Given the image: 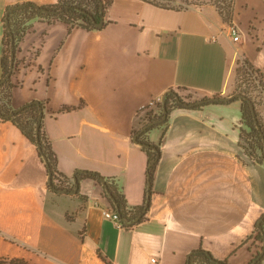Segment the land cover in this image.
Returning a JSON list of instances; mask_svg holds the SVG:
<instances>
[{"label":"crops","instance_id":"1","mask_svg":"<svg viewBox=\"0 0 264 264\" xmlns=\"http://www.w3.org/2000/svg\"><path fill=\"white\" fill-rule=\"evenodd\" d=\"M25 1L59 0H0V77L3 17ZM211 1L177 10L113 0L106 26L95 30L35 22L21 42L13 106L46 102L45 129L64 173L81 168L115 176L129 204L142 205L148 154L132 136L143 107L171 88L194 100L231 96L244 57L264 70V0H234L233 24ZM241 110V100L177 108L166 132H150L154 143L163 137L162 154L147 219L133 228L105 217L111 202L95 180L81 181L80 195L51 190L37 146L0 119V259L186 264L193 249L204 247L230 264H248L261 245L245 241L264 212V164L240 143ZM258 110L264 119V103Z\"/></svg>","mask_w":264,"mask_h":264},{"label":"trees","instance_id":"2","mask_svg":"<svg viewBox=\"0 0 264 264\" xmlns=\"http://www.w3.org/2000/svg\"><path fill=\"white\" fill-rule=\"evenodd\" d=\"M158 7L167 9L182 10L183 6H174L165 3L164 0H145ZM192 4L199 3V0H191ZM214 4L225 20L233 24L235 13L234 0H214ZM113 0H59L52 4H38L35 1H25L10 5L4 14V37L2 55V75L0 77V119L11 121L22 133L27 136L36 146L42 161L45 163L49 174L48 186L56 193H71L76 189L78 183L86 179L97 181L103 187L104 195L110 200L117 210L125 228H133L147 219L152 194L153 181L158 162L162 154L163 137L159 143L150 139V132L155 128H168L171 113L177 108L203 109L211 104H228L236 100L242 102L243 126L240 129V143L247 155L255 162L264 164V119L259 113L258 106L264 103V70L257 68L246 57L239 60L237 68L236 90L227 100L218 99L212 96L199 100H188L190 95H183L178 89L171 88L164 94L166 96V109L161 101L145 105L141 112L147 110L142 124L133 131V141L142 145L143 150L148 154L147 167V189L145 200L142 205L132 206L129 204L126 193L119 179L115 176H105L99 171L92 169H77L74 175L64 173L59 167V157L53 147L52 140L46 132L44 125V111L46 102L32 100L20 107L13 106L14 89L19 86L14 80L15 73L19 70L22 60L19 59L21 42L31 31L36 21L47 20L55 22L64 21L74 26H80L88 30L102 29L106 26H98L97 22L106 15ZM104 7V11L103 8ZM62 9V10H61ZM51 10H61L58 13H51ZM14 57L13 70L12 58ZM237 93L240 96L236 95ZM71 107L63 108V111L71 110ZM158 109V110H157ZM43 112V119L40 122V115ZM166 115V117H165ZM40 123V125H39ZM76 195H80V188ZM253 239V245L259 246L253 258L248 264H264V212L258 218L255 229L251 236L245 241ZM0 264H29L23 258L4 257ZM186 264H230L228 260L218 259L214 254L204 248L193 249L186 259Z\"/></svg>","mask_w":264,"mask_h":264},{"label":"built area","instance_id":"3","mask_svg":"<svg viewBox=\"0 0 264 264\" xmlns=\"http://www.w3.org/2000/svg\"><path fill=\"white\" fill-rule=\"evenodd\" d=\"M231 31H232L234 40H236V41L239 40L240 34L237 31L235 26H231ZM28 63H29V61H27V62L25 61V65H27ZM151 104L153 106H156L154 101H152ZM103 213L107 219H110L111 221H113L117 226L124 227V224H123L117 210L115 209V207L112 204H109L108 206L103 207ZM153 260L157 261L154 258H153Z\"/></svg>","mask_w":264,"mask_h":264},{"label":"water","instance_id":"4","mask_svg":"<svg viewBox=\"0 0 264 264\" xmlns=\"http://www.w3.org/2000/svg\"><path fill=\"white\" fill-rule=\"evenodd\" d=\"M102 8H103V11H104V7H102ZM61 10H62V9H61ZM61 10H51L50 12H51V13H58V12H60ZM104 23H105V15H103L102 18H101V20L97 22V25L101 27V26L104 25ZM13 65H14V57L12 58L11 72H12V70H13ZM236 95L240 96L239 93H237ZM231 96H232V95H231ZM231 96H220V97H215V99H216V100H218V99L227 100V99H229ZM162 103H163V105H164V112H165V114H166L167 109H166V96H165V95H163V97H162ZM165 117H166V115H165ZM42 119H43V112H42L41 115H40V122H41ZM39 125H40V123H39ZM136 143H138V142H136ZM75 182H76V184H77V187H76V189H74V190L71 192L72 194H76V193L78 192L79 188H80V184L78 183V179H77V178H75ZM259 258H260V257H259ZM259 258H258V259H259ZM258 259H257V260H258ZM257 260H256V261H257ZM256 261H255V263H256ZM255 263H254V264H255Z\"/></svg>","mask_w":264,"mask_h":264},{"label":"rangeland","instance_id":"5","mask_svg":"<svg viewBox=\"0 0 264 264\" xmlns=\"http://www.w3.org/2000/svg\"><path fill=\"white\" fill-rule=\"evenodd\" d=\"M164 2L171 4V5H174V6H183L185 8H188L192 5L191 0H164ZM183 93L186 96L190 95V98H188V100H191V101L194 100V96L191 93H186L184 91H183ZM146 112H147V110L143 111L141 113V116L144 117Z\"/></svg>","mask_w":264,"mask_h":264}]
</instances>
